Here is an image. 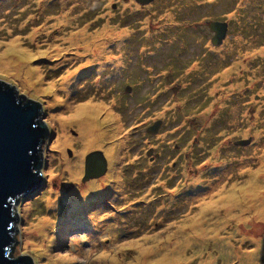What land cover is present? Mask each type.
Here are the masks:
<instances>
[{
  "label": "rangeland",
  "instance_id": "374dc122",
  "mask_svg": "<svg viewBox=\"0 0 264 264\" xmlns=\"http://www.w3.org/2000/svg\"><path fill=\"white\" fill-rule=\"evenodd\" d=\"M212 20L229 23L222 44ZM255 30L264 41V0H0V60L46 86L60 119L51 167L22 197L43 264H264ZM87 103L105 120L88 146ZM96 149L107 173L83 182Z\"/></svg>",
  "mask_w": 264,
  "mask_h": 264
},
{
  "label": "water",
  "instance_id": "95a60500",
  "mask_svg": "<svg viewBox=\"0 0 264 264\" xmlns=\"http://www.w3.org/2000/svg\"><path fill=\"white\" fill-rule=\"evenodd\" d=\"M136 1L143 5L152 0ZM217 27L222 29L212 39L215 45L223 42L227 22L210 23L212 30ZM59 124L49 89L30 81L21 67L0 60V264H43L45 253L28 234L22 197L31 195L50 169ZM107 170L105 153L93 150L86 155L82 181L102 177Z\"/></svg>",
  "mask_w": 264,
  "mask_h": 264
},
{
  "label": "bare ground",
  "instance_id": "6f19581e",
  "mask_svg": "<svg viewBox=\"0 0 264 264\" xmlns=\"http://www.w3.org/2000/svg\"><path fill=\"white\" fill-rule=\"evenodd\" d=\"M100 41V42H99ZM99 41H95V43H91L90 44V47L91 48H93V46L95 45L96 47H98V50H103V48H104V41L102 40V39H99ZM89 48V44H87V45H85L84 46V49H88ZM95 54H97V53H95ZM95 54H92V56L94 57V58H97V56H95ZM34 77H36V78H38V75H36V76H34ZM75 76H74V74L73 73H69L68 75H66L65 76V78H64V81H63V83H61V85H63L64 87H66L67 85H69L68 83L74 78ZM52 86H54V85H56V84H54V83H52L51 84ZM61 100V98L60 97H57L56 99H55V102H58V101H60ZM86 108V109H85ZM97 108V109H96ZM85 109V110H84ZM84 109L82 110L83 111V114H79V113H77V116H78V120L80 121L79 123H81L82 125H88V124H90V126L91 127H95V125L97 126V130H94V133L92 132V131H89V133L91 134V137H88V142H87V146H88V144L89 145H91V144H96V142H95V140H94V138L92 137V136H94L93 134H95V131H97V135H98V137H102L103 135L101 134V129L99 128L100 126H102L103 124H104V122H105V120L103 119V121H100V122H97L96 123V115L100 112V111H102L103 109H104V107H103V104H101V103H98V104H92V103H87L86 105H84ZM86 113V114H85ZM90 113H94V117L92 118V119H95V120H92V119H89L88 117H89V115L88 114H90ZM88 115V116H87ZM76 116V115H75ZM112 117V115L110 114V116H109V118H111ZM98 118H100V117H98ZM90 120H91V122H90ZM112 120V119H111ZM94 123V124H93ZM80 124V125H81ZM103 128V127H102ZM99 131V132H98ZM96 135V136H97ZM64 136H65V134H64ZM62 137V136H61ZM67 140H69V138H67ZM97 142H98V140H97ZM111 152H112V154H113V150L111 149ZM113 156V155H112ZM95 187H94V190H92V191H90V192H87L88 191V189L86 190V192L83 194L86 198H90V197H92L93 195H96L100 190H101V188H102V185L101 184H99V185H94ZM191 221H199V218H198V220H196V219H192ZM40 223H43V224H47L48 223V221L46 220V219H42L41 220V222ZM204 232H205V230H202V229H200L199 230V234L200 235H204ZM175 260H177V259H175ZM164 262H163V260L161 261H159V263H157V264H163Z\"/></svg>",
  "mask_w": 264,
  "mask_h": 264
},
{
  "label": "flooded vegetation",
  "instance_id": "af4514ba",
  "mask_svg": "<svg viewBox=\"0 0 264 264\" xmlns=\"http://www.w3.org/2000/svg\"><path fill=\"white\" fill-rule=\"evenodd\" d=\"M212 22H221V21H219V20H212L211 22H209V28H210V23H212ZM224 22H225V21H224ZM218 29H222V28H221V27H217V31H216V30H212V29L210 28V31H211V33H212V35H211V39H210L211 42H212L213 37L216 36V35H218ZM229 29H230V27H229V23H227L226 36L229 35ZM226 36H225V38L223 39V42L225 41ZM254 36H255L256 38L253 40V44H254V48H253V49H255V50L257 49L259 52H261V50L264 48V41H260V33H258L257 30H255V34H254ZM258 38H259V39H258ZM223 42H222V43H223ZM222 43H221V44H222ZM212 44H214V43L212 42ZM246 51H247V50H246ZM256 59H257V61H258V60H260V61H264V55L259 54V55L256 56Z\"/></svg>",
  "mask_w": 264,
  "mask_h": 264
},
{
  "label": "trees",
  "instance_id": "16d2710c",
  "mask_svg": "<svg viewBox=\"0 0 264 264\" xmlns=\"http://www.w3.org/2000/svg\"><path fill=\"white\" fill-rule=\"evenodd\" d=\"M14 203H15V201H14Z\"/></svg>",
  "mask_w": 264,
  "mask_h": 264
}]
</instances>
